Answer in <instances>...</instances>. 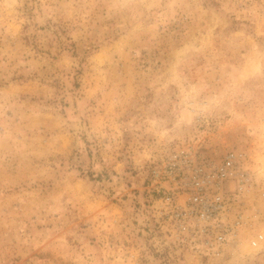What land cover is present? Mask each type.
Returning <instances> with one entry per match:
<instances>
[{
    "label": "rangeland",
    "instance_id": "rangeland-1",
    "mask_svg": "<svg viewBox=\"0 0 264 264\" xmlns=\"http://www.w3.org/2000/svg\"><path fill=\"white\" fill-rule=\"evenodd\" d=\"M249 155L222 253L170 237L151 170ZM264 0H0V264H264Z\"/></svg>",
    "mask_w": 264,
    "mask_h": 264
},
{
    "label": "built area",
    "instance_id": "built-area-1",
    "mask_svg": "<svg viewBox=\"0 0 264 264\" xmlns=\"http://www.w3.org/2000/svg\"><path fill=\"white\" fill-rule=\"evenodd\" d=\"M248 163L249 155L238 149L219 160L181 150L157 162L151 170L152 211L170 237L197 253L220 254L239 241L249 222L246 193L255 185ZM262 240L258 233L250 241Z\"/></svg>",
    "mask_w": 264,
    "mask_h": 264
}]
</instances>
